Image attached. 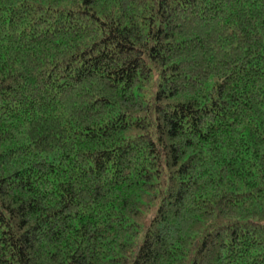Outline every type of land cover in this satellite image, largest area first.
<instances>
[{
    "label": "trees",
    "instance_id": "1",
    "mask_svg": "<svg viewBox=\"0 0 264 264\" xmlns=\"http://www.w3.org/2000/svg\"><path fill=\"white\" fill-rule=\"evenodd\" d=\"M0 264H264V0H0Z\"/></svg>",
    "mask_w": 264,
    "mask_h": 264
}]
</instances>
